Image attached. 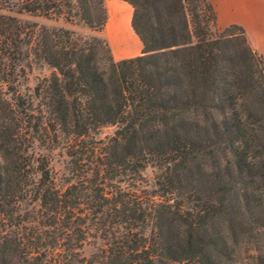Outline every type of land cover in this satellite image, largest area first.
Segmentation results:
<instances>
[{
  "label": "trees",
  "instance_id": "obj_1",
  "mask_svg": "<svg viewBox=\"0 0 264 264\" xmlns=\"http://www.w3.org/2000/svg\"><path fill=\"white\" fill-rule=\"evenodd\" d=\"M118 1L139 55L114 61L104 39L40 27L31 53L50 74L23 96L0 71V264H264L262 56L240 26L215 27L208 0ZM0 9L93 32L108 16L104 0ZM26 26L0 15L19 62ZM148 166L153 189L138 192ZM88 239L100 245L85 256Z\"/></svg>",
  "mask_w": 264,
  "mask_h": 264
},
{
  "label": "rangeland",
  "instance_id": "obj_2",
  "mask_svg": "<svg viewBox=\"0 0 264 264\" xmlns=\"http://www.w3.org/2000/svg\"><path fill=\"white\" fill-rule=\"evenodd\" d=\"M208 1L214 12L215 27L221 30L231 24L240 26L245 32L252 48L262 56L264 62V0ZM106 4L108 8V20L105 33L114 36L116 30L126 29L131 15V8L118 0H104L105 9ZM0 15L14 17L22 23L27 24L24 40H31L27 46L21 47V55L19 56H23L24 58L20 62L17 60V54L14 52L13 47L4 44L5 42L7 43L8 38L0 37V71L4 70L9 73L10 87L15 89V94L23 96L31 93L33 86L39 78L46 77L51 72L47 66L38 61L31 53L35 45L38 28L65 29L73 32V37L76 39L80 38L85 40L95 36L106 41L104 27L101 32H93L80 22L74 21L69 24L61 18L56 20L46 19L42 16L17 14L14 10L7 11L0 9ZM31 31L33 32V38H29ZM6 56H10L9 62L6 60ZM21 68L23 72L20 71ZM11 69L13 70L10 71ZM113 129L111 126L102 127L99 129L97 136L99 138L109 136L113 132ZM58 140L57 145L49 152V167L56 185L62 187L66 181L70 180L71 175L67 169L68 157L65 154L66 139L59 138ZM156 173L157 170L149 166L141 171L142 180L139 182L137 191H150L153 189V181ZM88 241L82 247V253L85 256L93 253L95 248L100 245L98 241H93L92 239H88Z\"/></svg>",
  "mask_w": 264,
  "mask_h": 264
},
{
  "label": "crops",
  "instance_id": "obj_3",
  "mask_svg": "<svg viewBox=\"0 0 264 264\" xmlns=\"http://www.w3.org/2000/svg\"><path fill=\"white\" fill-rule=\"evenodd\" d=\"M104 36L108 43L111 57L114 61L132 58L140 54L141 44L138 38L136 37V35L132 32L129 22L126 29L116 30L114 36L107 35L105 33V26H104Z\"/></svg>",
  "mask_w": 264,
  "mask_h": 264
}]
</instances>
